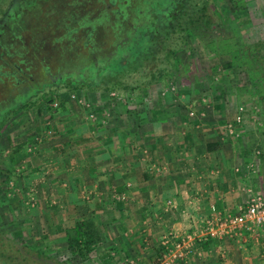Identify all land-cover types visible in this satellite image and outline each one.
Listing matches in <instances>:
<instances>
[{"label": "rangeland", "instance_id": "374dc122", "mask_svg": "<svg viewBox=\"0 0 264 264\" xmlns=\"http://www.w3.org/2000/svg\"><path fill=\"white\" fill-rule=\"evenodd\" d=\"M13 1L0 0V23L12 22V31L17 37L7 36L8 43L20 53L16 60L7 57L19 71L0 78V112L8 105L13 104L10 109L15 106L0 126L3 242L13 241L20 248L27 245L71 264L154 262L159 237L170 228L166 221L172 200H169L170 206H167L168 200H161L155 211H149V199L139 198L136 192L130 191L134 187L131 174L127 173L132 179L127 181L129 184L125 182L121 186L118 170L111 169L107 175L102 173L103 168L88 165L92 161L89 157H98L97 165L101 159L109 161L110 156L105 160L101 157L107 154L102 156V151L96 153L92 147L96 149L100 145L102 150L109 140L117 145L120 136L124 137L122 147L113 149L112 157L134 161L131 156L139 151L136 141L140 139L142 147L149 141L145 134L138 136L141 125L143 130H148L147 127L156 123L162 132H171L176 140H183L186 132H190L188 128L199 129L200 133V127L208 124L218 127V120L227 117L230 121L226 127L222 126L223 136L230 137L226 139L228 145H233L230 147L249 149L248 155L255 157L251 167L254 180L249 183L258 191L264 189V0H216L210 7L213 18L222 23L216 31L196 35V30L190 27L183 32L175 28L172 33L162 34L161 43L182 47L180 55L185 68H189L187 72H168L163 79L150 84L143 78L134 90L112 93L88 88L74 91L64 83L48 88V76L43 70L47 67L49 76H56V72L64 69L61 65L65 66L67 59L72 61L66 69H76V49H67L65 41L51 43L62 34V27L38 29L39 23L45 24L48 17L57 18L60 10H73L79 15L89 12L93 17L106 5L97 0H38L40 13L25 12V8L24 14H10L14 18L6 20L7 13L13 10L10 8ZM195 1L194 4L202 2ZM37 14L40 22L35 17ZM211 37L217 40L209 43ZM105 38L100 36L103 42ZM261 42L263 46L258 44ZM2 64L4 61H0ZM6 70L7 66H1V72ZM32 88L39 91L20 104L18 95ZM72 94L77 97L71 98ZM50 99L53 101L47 104ZM69 100L76 104L69 105L70 112H67L60 105ZM55 101L57 106L53 105ZM87 104L92 112L88 113ZM195 119L198 128L191 123ZM201 137L204 139V135ZM164 140L167 139H159L160 146H167ZM81 219L93 220L100 233V242L85 260L71 253L65 234L66 228ZM198 251L194 250L192 256L198 260L205 258ZM28 257L37 258L36 254Z\"/></svg>", "mask_w": 264, "mask_h": 264}, {"label": "trees", "instance_id": "16d2710c", "mask_svg": "<svg viewBox=\"0 0 264 264\" xmlns=\"http://www.w3.org/2000/svg\"><path fill=\"white\" fill-rule=\"evenodd\" d=\"M22 1H13L10 6L13 10L7 13L6 20L14 18L10 17V14L17 15L21 12L24 14L25 8V12L32 13L35 10L37 13L41 12L40 5H37L38 0H28V3H22ZM97 1L106 6L93 17L89 12L79 15L73 10L64 12L60 10L57 18L48 17L44 24V21L40 22L41 17L38 14L35 15L37 22H40L39 30L43 26L44 29L46 26L53 25H56L58 29L62 27L60 29L62 34L51 43L65 41L67 49H76V69H66L72 61L67 59L65 66L61 65L64 69L56 72V76H51L52 74L49 76L50 71L47 67L43 70V73L48 76L46 85L49 86L48 88L64 83L74 91L88 88L112 93V91L134 90L136 85L143 82V78H147V83L150 84L160 81L168 72L179 70L183 73L187 72L189 68H185L186 65L182 62L183 57L180 55L182 47L166 46L165 42L161 43L162 34L172 33L176 30L175 28L183 32L191 27L196 30V35H205L216 31L222 25L219 20L213 18L210 10L211 4L213 5L216 0H202L199 4L198 2L194 4L195 0ZM16 35L12 31V22L0 23V61H4L0 68L3 65L8 68L6 71H0V78L19 71L14 62L7 61V57L16 60L17 55L20 54L17 50H12V44L8 43V37L14 38V36L17 37ZM104 35L107 38L103 42L100 36ZM215 40L217 37H211L209 43ZM106 41L108 43L103 47ZM182 42L185 44L186 41ZM258 44L263 46V42ZM133 57H135L134 62H132ZM58 60L60 61V58ZM167 63H170L169 66L164 65ZM34 91L36 93L39 89L32 88L26 94H19L18 98H21L19 103L24 100L27 102ZM52 101L53 99H50L46 102L49 104ZM12 105H8L9 107L0 112V126L15 110V106L10 109ZM65 234L71 253L83 260L87 259L90 250L100 242V233L93 220H78L73 226L66 228ZM2 238L0 234V264H71L68 261L60 262L27 245L20 248L12 244L13 241L5 243ZM29 254H36L37 258L31 259L28 257Z\"/></svg>", "mask_w": 264, "mask_h": 264}, {"label": "crops", "instance_id": "0c3cea01", "mask_svg": "<svg viewBox=\"0 0 264 264\" xmlns=\"http://www.w3.org/2000/svg\"><path fill=\"white\" fill-rule=\"evenodd\" d=\"M75 102L69 100L61 103L60 107L70 112L69 105L72 106L76 104ZM89 107L87 104L88 113L92 112ZM92 115L93 113H90V116ZM119 119L117 116L116 120ZM227 121L230 120L224 117L218 120V127L216 124L211 127L209 124L200 127V133H198L199 129L188 128L190 132H186L183 140H176L175 135L173 136L171 132H162L156 123L147 127L148 130H143L141 125L137 134L140 137L143 134L147 135L149 141L144 147H142L140 139L136 141L139 151L134 154V157L131 156L134 161L118 156L112 157L113 149L117 150L122 147L124 137L121 139L120 136L117 145L110 143L109 140L102 150L99 149L100 145H96V149L92 147L96 153L102 151V156L107 154L106 157L101 158L106 160L110 156L109 161L101 159V163L97 165L95 160H99L98 157H89L92 161L89 160L88 165L95 169L103 168L102 173L107 175L113 170H118L121 186L125 182L131 181L132 177L134 181L131 182H134V187L130 188V191L136 192L139 198L149 199L147 200L149 211H155L161 200H172L173 204L167 215L169 219L166 222L180 236H185L193 232L197 226L203 225L206 218L214 214L234 212L241 205V201L249 200L256 194L264 196V189L258 191L249 183L250 180H254L251 167L255 157L248 155L249 149L238 146L230 147L233 145L230 143L228 145V141H226L230 137H224L222 134L225 129L222 126L226 127ZM197 122V119L191 121L198 128L199 123ZM119 129L121 130V128ZM228 131L230 130L228 129ZM201 135H204V139ZM164 137L167 139L164 140L167 146H160L159 139ZM103 143L105 144V141ZM199 143L202 145L200 146ZM127 173L131 174V177ZM160 211H157V214H160ZM173 216L178 218L173 219ZM262 237L259 229H243L235 236L221 238L202 236L195 240L193 252L181 264H197V262L200 264L205 262L207 264H264ZM238 248L243 250L240 251ZM198 249L203 252L205 258L198 260L194 257L195 255L192 256L195 253L194 250L198 251ZM256 250L260 253L259 256ZM250 253L252 258H250ZM209 258L212 259L209 260Z\"/></svg>", "mask_w": 264, "mask_h": 264}, {"label": "built area", "instance_id": "2783aa9c", "mask_svg": "<svg viewBox=\"0 0 264 264\" xmlns=\"http://www.w3.org/2000/svg\"><path fill=\"white\" fill-rule=\"evenodd\" d=\"M77 97L72 94L71 98ZM54 106L58 102H53ZM170 206V201H167ZM195 228V227H194ZM243 229H259L263 235L264 244V197L256 195L251 197L245 204H241L236 211L226 214H214L206 218L204 224L197 226L195 230L185 236L172 229H166L160 236L159 250L156 260L151 264H177L185 261L193 252L197 238L235 236ZM206 238V237H205ZM264 254V250H263Z\"/></svg>", "mask_w": 264, "mask_h": 264}]
</instances>
